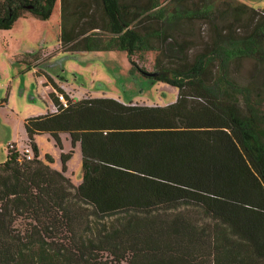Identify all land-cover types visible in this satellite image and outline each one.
<instances>
[{"label":"trees","instance_id":"16d2710c","mask_svg":"<svg viewBox=\"0 0 264 264\" xmlns=\"http://www.w3.org/2000/svg\"><path fill=\"white\" fill-rule=\"evenodd\" d=\"M56 1L0 0V30L47 20ZM174 1L170 10L159 0H59L61 51L121 50L132 67L156 51L158 75L147 77L177 97L165 106L71 100L45 76L56 112L25 119L32 159L7 145L0 163V264H264V87L230 72L243 58L264 69V7L235 1L256 24L241 36L226 28L190 55L185 25L213 9ZM41 134L79 144L77 186L38 158Z\"/></svg>","mask_w":264,"mask_h":264},{"label":"rangeland","instance_id":"374dc122","mask_svg":"<svg viewBox=\"0 0 264 264\" xmlns=\"http://www.w3.org/2000/svg\"><path fill=\"white\" fill-rule=\"evenodd\" d=\"M159 1L160 7H168L170 10L175 8L174 0ZM235 1L255 10H263L264 7V0L183 1L182 6L188 9L206 6L213 9V14L208 20L194 19L185 25L188 36L184 35L182 38L189 39L196 45L189 51L190 55L209 42L214 35H224L226 28L231 27L235 35L241 36L246 26L250 25V29L256 24V18L249 24L252 13L236 8L238 3ZM237 9L242 12L238 13ZM138 19H143V16ZM59 25L60 2L57 0L47 20L27 16L17 19L11 29L0 30V163L6 160L8 144L14 145L18 150L27 146L23 128L25 119L53 108L51 103L45 101L47 88L41 83L42 78L33 76L32 69L26 72L29 68L26 62L35 63V71L42 70L44 73L38 72L61 86L64 94L71 100L86 97L112 98L125 104L148 106H165L176 100L177 88L146 76V72L156 71V51H146L133 56V67L127 54L121 50L63 52L59 46ZM35 56L38 57L37 60H32ZM161 59L166 58L160 55ZM230 72L241 84H246L256 77L264 87V69H258L253 58L241 59ZM34 142L40 160L49 156L52 169L62 171L64 167V176L73 186L81 182L82 158L78 143L72 145L65 134L60 135V146L47 134L35 136ZM69 152L72 153L63 164L61 155Z\"/></svg>","mask_w":264,"mask_h":264},{"label":"built area","instance_id":"2783aa9c","mask_svg":"<svg viewBox=\"0 0 264 264\" xmlns=\"http://www.w3.org/2000/svg\"><path fill=\"white\" fill-rule=\"evenodd\" d=\"M56 97H57V99H58V101H59V103L62 105V106H67V103H68V101H67V98H65L64 96H63V94H61V93H56ZM52 112H56V107L54 106V105H52ZM11 148L13 147V145L12 144H8ZM19 154H20V157L21 158H25L26 160H31L32 159V152H31V150H30V148L29 147H25V148H23L20 152H19Z\"/></svg>","mask_w":264,"mask_h":264},{"label":"crops","instance_id":"0c3cea01","mask_svg":"<svg viewBox=\"0 0 264 264\" xmlns=\"http://www.w3.org/2000/svg\"><path fill=\"white\" fill-rule=\"evenodd\" d=\"M59 31H60V25H59ZM35 69H37V68H33V69L31 70V72L34 73ZM38 71L44 73V72H43L42 70H40V69H38ZM26 72H27V71H26ZM40 72H38L39 75H35V74H34V75L32 74V75L35 76V77H37V78H42V82H41V83L43 84L44 87L47 88L45 101L51 103L50 98H49V93L53 92V87H52V85L47 81V78H45V75H43L42 73L40 74ZM59 87L62 88L61 86H59ZM74 100H75V99H74ZM51 105H52V103H51ZM46 112H47V111H46ZM46 112H45V113H46ZM43 114H44V113H43ZM39 115H42V114H39Z\"/></svg>","mask_w":264,"mask_h":264},{"label":"water","instance_id":"95a60500","mask_svg":"<svg viewBox=\"0 0 264 264\" xmlns=\"http://www.w3.org/2000/svg\"><path fill=\"white\" fill-rule=\"evenodd\" d=\"M158 75V72H146V76L148 77H155Z\"/></svg>","mask_w":264,"mask_h":264}]
</instances>
